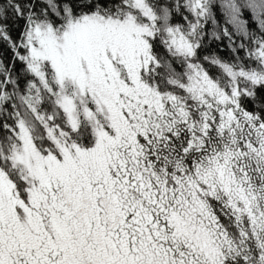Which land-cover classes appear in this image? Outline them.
I'll return each instance as SVG.
<instances>
[{"label": "snow or ice", "instance_id": "1", "mask_svg": "<svg viewBox=\"0 0 264 264\" xmlns=\"http://www.w3.org/2000/svg\"><path fill=\"white\" fill-rule=\"evenodd\" d=\"M0 264H264V0H0Z\"/></svg>", "mask_w": 264, "mask_h": 264}]
</instances>
